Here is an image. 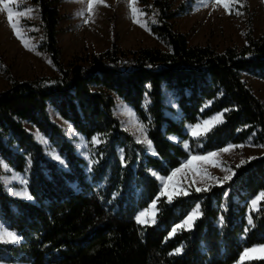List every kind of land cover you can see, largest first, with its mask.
<instances>
[{"label":"trees","instance_id":"1","mask_svg":"<svg viewBox=\"0 0 264 264\" xmlns=\"http://www.w3.org/2000/svg\"><path fill=\"white\" fill-rule=\"evenodd\" d=\"M58 1L32 0L43 30L41 48L57 74L20 80L6 69L9 85L0 91V156L26 175L31 194L30 200L13 197L0 180V221L21 237L14 244L0 242V262L237 264L245 248L264 244V200L258 211L249 208L264 191V155L234 166L232 179L222 185L201 193L192 189L171 202L159 196L152 174L167 176L191 155L229 144L251 140L264 146V103L245 79L251 74L264 80V33L256 37L249 24L241 46L190 45L187 35L174 29L171 21L180 11L170 0H141L153 15L152 32L167 50L113 46L65 66ZM166 91L173 93L177 109L166 103ZM116 98L145 124L155 155L123 127ZM50 106L85 137L88 159L51 119ZM218 113L222 122L204 135L186 132L187 124ZM26 123L58 147L67 168L48 158ZM98 134L101 142L93 143ZM153 201L155 222L141 224L137 215ZM196 203L203 215L173 234ZM244 264H264V258Z\"/></svg>","mask_w":264,"mask_h":264},{"label":"rangeland","instance_id":"2","mask_svg":"<svg viewBox=\"0 0 264 264\" xmlns=\"http://www.w3.org/2000/svg\"><path fill=\"white\" fill-rule=\"evenodd\" d=\"M227 2L229 4L228 8L224 7V0L220 3H217V0H170L171 7L180 11L171 21L174 29L181 34H186L190 45L210 44L218 50H224L228 46L243 45L245 43V32L249 24L252 26L256 37L264 33V0H227ZM88 4L89 0H59L57 3L62 14L58 27V40L63 65L67 66L76 57L81 58L91 54L103 53L113 46L123 50H137L144 47L168 49L152 32L153 15L144 10L141 0H136L138 18L141 23H137L133 18L131 0H97L91 12L87 10ZM13 10L22 13L16 19L24 39L28 41V47H25L24 42L17 37L7 19V11L0 5V91L9 85L6 69L10 70L13 76L20 80L54 76L58 72L49 54L41 48L43 30L39 11L33 5L32 0H15ZM245 79L252 87L255 95L264 103V80L251 74H245ZM166 103L177 109L176 98L171 91H166ZM114 110L123 127L130 131L137 141L142 140L144 137L140 130V123L144 125L145 129L146 126L135 110L120 98H116ZM49 113L51 119L60 125L66 136L71 139L76 152L88 159V143L85 137L76 135L77 132L71 123L64 120L52 106L49 107ZM174 119H176V116H174ZM190 125L187 124L185 130L192 136L188 130ZM26 127L35 135L37 141L45 147L48 158L55 161L60 167L67 168L66 161L59 154L58 147L31 123H26ZM38 137L43 138L47 143L41 142ZM81 137H83V140H81ZM147 139H149L148 135ZM177 140L178 138L174 141ZM239 145H244V147L230 149L228 152H222L219 149L216 150L219 152L217 157L209 160H193L191 166H185L182 172L177 173L174 183L179 185V182L182 181L183 185L188 186V192L197 186H204L203 180H207L208 186L220 185L215 180L208 179L202 174L207 172L209 176L223 179L228 174L224 171V168H231L234 172L233 167L240 165L242 160L246 161L249 158L264 155V146L255 145L251 140ZM148 151L153 153L149 149ZM206 154H195V156ZM54 155H59L65 163L61 164L54 159ZM192 156L183 160L182 164H185ZM0 159L2 158L0 157ZM3 162L6 163L4 160ZM9 169L11 168L9 167ZM193 170L196 171L195 177H193ZM0 174L4 178V183L11 179V183L7 184V189L11 188L16 191L14 188H17V192L27 191V184H22L19 178H12L11 171H6L3 167H0ZM19 174L27 180L25 174ZM155 176L159 180L161 192L164 182L158 177L162 175L157 173ZM193 179L201 183H194ZM7 192L13 197H23L13 195L8 190ZM159 196L167 198L161 196L160 193ZM155 204L157 206L156 202ZM156 214L157 207L155 216ZM142 219L151 221L153 217L146 214ZM0 223L8 228L2 221ZM191 226L187 228H191ZM8 230L11 231L9 228ZM0 264L25 263L0 262Z\"/></svg>","mask_w":264,"mask_h":264},{"label":"snow or ice","instance_id":"3","mask_svg":"<svg viewBox=\"0 0 264 264\" xmlns=\"http://www.w3.org/2000/svg\"><path fill=\"white\" fill-rule=\"evenodd\" d=\"M96 2H97V0H89L88 9H87L88 12L92 11V7ZM220 2H222V0H217V3H220ZM131 3H132L133 18L135 19V21L137 23H141V21L138 18V9L136 8V0H131ZM14 4H15V0H0V5H2L3 9L7 11V19L10 22L11 27L15 31V34L17 35V37H19L24 42L25 47H28V41L26 39H24V36L21 33V28L18 26V20L16 19L17 17L21 16L22 13L19 11L13 10ZM224 7L225 8L229 7L227 0H224ZM132 114L134 115V113H132ZM222 118H223V113H218V114L214 115L213 117H210V118H208V119H206L200 123L188 126V130L191 132L192 136L200 137L201 135H204L205 133H207L217 123L222 122ZM140 130H141V133H142L144 138L142 140H138L137 142L144 143L147 146V148L150 151H152L153 154L155 155L156 153H155V150L152 146V142H151V140L147 139L146 129L144 128V125L142 123H140ZM76 135L79 136L80 134L76 133ZM38 139H40L41 142L47 143L41 137H38ZM170 139L176 140L177 138L170 137ZM81 140H83V137H81ZM92 142L97 143V144L101 142L100 138H99V134L96 137L92 138ZM184 147L186 149L189 147L187 142L184 143ZM237 147L243 148L244 145L229 144L226 147H224L223 149H220L219 151L228 152L230 149H234ZM218 155H219L218 151H210V152H207V154L203 155V156L193 155L191 157V159L186 161L185 164H182L181 167L172 170L171 174L168 177L159 176L158 178L162 182H164L162 185V190L160 192V195L166 196L167 200L169 202H171L176 197L188 196L189 195V192L187 190L188 186L183 185L182 181L179 182V185L177 183H174V179L177 176V173L182 172V170L185 168V166H191L193 160H209L210 158L217 157ZM53 158L56 159L57 161H59L61 164L65 163V161L63 159H61V157L59 155H54ZM249 159H251V158H249ZM243 163H245V161L242 160L241 164H243ZM0 167H3L6 171H12V178H19L21 180L22 184H24V185L27 184V180L24 179L23 177H21L19 173H15L14 170L9 169L8 165L6 163H4L2 159H0ZM25 171H27V169H25ZM224 171L228 174H226L223 177V179H220L218 177L209 176V174L207 172H204L202 175L204 177H207L208 179L215 180V182L217 184L222 185L225 181L231 180L232 175H234V172L232 171L231 168H224ZM152 174L157 175V173L155 171H153ZM195 175H196V171L193 170V177H195ZM0 180H4V178L0 177ZM193 182L194 183H201L200 181H197L195 179H193ZM5 183H6V187H7V184L11 183V179H8ZM202 183L204 186L195 187L194 191L196 193L206 192L209 190L207 180H203ZM7 190L10 191L11 194H13V195L23 196L25 198L31 199V195L27 191L17 192V191H13L11 188H8ZM158 198L159 197H157V199ZM261 200H264V191H261L255 198H253L250 201V204H249L250 212L252 210H257V211L259 210L257 205H258V202ZM155 213H156V204H155V201H153V204L150 206V208L145 210V211H142L136 217V219L141 224H146L149 222L154 223L155 222V220H154ZM146 214L152 216L153 219L151 221L142 219L143 217H145ZM202 215H203V212L201 210V205L199 203H196L195 206L192 208V210L184 218V220L180 224L173 227L172 233L174 234L177 231V229L190 227L192 225V223ZM219 221H220L221 225H223V222H224L223 216H221L219 218ZM248 223H249V225L253 224L251 215L248 216ZM245 231H247V229H245ZM20 239H21V237L18 236L14 231H9L8 228H6L2 223H0V242L16 243ZM180 251H182V248L176 250L177 253H179ZM254 258H264V244L254 245L251 248H245L244 251L240 254V258L237 261V264H244V261L246 259L251 260Z\"/></svg>","mask_w":264,"mask_h":264},{"label":"crops","instance_id":"4","mask_svg":"<svg viewBox=\"0 0 264 264\" xmlns=\"http://www.w3.org/2000/svg\"><path fill=\"white\" fill-rule=\"evenodd\" d=\"M1 157V156H0ZM3 160V159H2ZM8 165V164H7ZM10 167V166H9ZM11 168V167H10ZM11 170H13L12 168H11ZM12 172V171H11ZM15 173H18V172H16V171H14ZM0 177H3L2 176V174H0ZM3 181V180H2ZM4 182V181H3ZM4 185H5V183H4ZM5 188H6V186H5ZM7 189V188H6ZM14 189H16V191H17V188H14ZM27 191H28V189H27ZM28 193H29V191H28ZM31 195V194H30ZM22 198H24L25 200H30V199H28V198H25V197H22ZM12 231V230H11ZM15 232V231H14ZM16 233V232H15Z\"/></svg>","mask_w":264,"mask_h":264}]
</instances>
